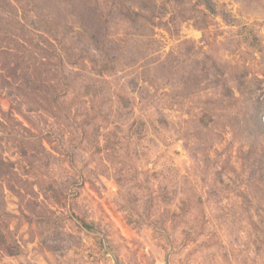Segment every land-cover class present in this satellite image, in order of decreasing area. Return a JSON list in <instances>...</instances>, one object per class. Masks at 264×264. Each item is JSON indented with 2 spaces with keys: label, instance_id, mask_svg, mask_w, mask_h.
I'll return each instance as SVG.
<instances>
[{
  "label": "rangeland",
  "instance_id": "1",
  "mask_svg": "<svg viewBox=\"0 0 264 264\" xmlns=\"http://www.w3.org/2000/svg\"><path fill=\"white\" fill-rule=\"evenodd\" d=\"M0 84V264H264V0H0Z\"/></svg>",
  "mask_w": 264,
  "mask_h": 264
},
{
  "label": "trees",
  "instance_id": "2",
  "mask_svg": "<svg viewBox=\"0 0 264 264\" xmlns=\"http://www.w3.org/2000/svg\"><path fill=\"white\" fill-rule=\"evenodd\" d=\"M138 16H140V17H144L142 14H140V13H134L133 14V20H135L136 19V17H138ZM151 18V17H150ZM152 19V18H151ZM15 41V40H14ZM104 42V41H103ZM104 43H106V41L104 42ZM96 48H97V50H99V51H102V52H104V50H102L103 48H104V45H102L101 44V42H100V44H97L96 45ZM105 54H106V57H107V53L105 52ZM91 56V55H90ZM90 60H91V62H93L94 63V61H93V57H91L90 58ZM4 83H7V80L4 82ZM4 87H6L7 88V86L5 85V84H0V89L2 88H4ZM1 92V91H0ZM11 93V92H10ZM24 96V95H23ZM18 109V111H20V114H22L23 116H25V117H27L28 118V116H26L23 112H22V110H21V108H17ZM5 116H6V114H4ZM6 118H8L9 119V116H6ZM255 117H254V114H248V120H247V124H245V127H242L243 129H244V131L247 133V136H249L250 134H252V122L254 121L253 119H254ZM253 120V121H252ZM239 120H237V118H236V122H238ZM0 123H1V121H0ZM0 126H2V123L0 124ZM241 127V126H240ZM0 166H2V167H6L7 166V163L5 162V161H3L2 160V157H0ZM5 176H6V174H3L2 173V171L0 170V179L1 180H3V179H5ZM11 187H14V186H11ZM30 213H31V216H33V217H37L36 216V214H35V211L34 210H30ZM0 239H1V241H3L4 242V235L3 234H0Z\"/></svg>",
  "mask_w": 264,
  "mask_h": 264
}]
</instances>
